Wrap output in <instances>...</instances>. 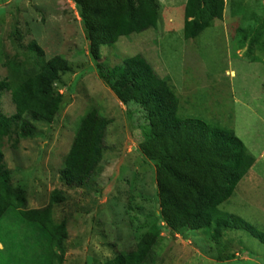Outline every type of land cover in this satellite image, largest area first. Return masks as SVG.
I'll use <instances>...</instances> for the list:
<instances>
[{
    "label": "rangeland",
    "instance_id": "374dc122",
    "mask_svg": "<svg viewBox=\"0 0 264 264\" xmlns=\"http://www.w3.org/2000/svg\"><path fill=\"white\" fill-rule=\"evenodd\" d=\"M157 2V28L102 46L101 61L115 64L120 55H141L174 90L179 117L234 130L255 163L220 208L264 229V0H224L223 19L189 41L182 35L186 0ZM31 42L46 61L57 55L66 59L69 70L56 91L68 95L70 102L53 123L35 124L32 139H5L4 162L12 185L26 193L27 209L48 206L54 191L63 195V203L52 205L53 223L66 224L62 264H105L134 249L138 234L131 227L143 224V214L159 211V206L154 209L156 169L138 152L139 114L130 120L97 80L93 60L98 52L86 44L71 0H0V79L6 76V57L36 61L28 50ZM93 108L111 120L104 158L86 185L66 187L61 180L63 158L80 118ZM1 109L6 117L14 114L6 92ZM6 217V229L0 226V264H46V252L28 255L35 238L33 244L24 240L35 237L38 229L26 227L14 210ZM162 238L152 264H264V246L243 231H226L220 246L200 233L171 237L164 232ZM230 255L233 259L226 260Z\"/></svg>",
    "mask_w": 264,
    "mask_h": 264
},
{
    "label": "trees",
    "instance_id": "16d2710c",
    "mask_svg": "<svg viewBox=\"0 0 264 264\" xmlns=\"http://www.w3.org/2000/svg\"><path fill=\"white\" fill-rule=\"evenodd\" d=\"M71 1L86 44L98 52L93 60L97 80L126 109L130 120L139 114L138 152L156 169L154 209L158 204L159 211L143 214V224L131 227L132 233L139 235L134 249L119 253L105 264H152L154 250L164 232L171 237L200 233L220 246L226 231H243L264 246V229L254 228L220 208L255 163L254 156L234 130L179 117V100L174 90L155 74L141 55L125 59L120 55L115 64L101 61L102 46L121 44L132 36L157 28L160 17L157 0ZM224 10V0H186L182 8L183 39L199 37L213 22L223 19ZM238 32L245 38L246 32ZM28 50L36 55V61L28 64L8 56L4 64L6 76L0 79V226L6 229V215L14 210L26 227L38 229L35 237L24 239L25 244H33L35 238L28 255L34 258L35 252L44 251L49 257L43 262L49 259L46 264H62L66 224L65 221L53 223L52 205L63 203V195L54 191L48 206L27 209L26 193L12 185L2 153L5 139L11 135L16 141L32 139L36 134L35 124L53 123L70 102L68 95L56 91L61 77L69 70L66 59L57 55L46 61L43 51L33 42L29 43ZM4 92L9 94L14 107L10 117L1 109ZM110 124L111 120L97 108L88 110L80 118L63 158L61 180L66 187L80 188L92 178L104 158L105 135ZM36 244L43 245L38 248ZM1 245L0 253L4 252ZM233 257L230 255L226 260ZM218 260L224 259L218 256Z\"/></svg>",
    "mask_w": 264,
    "mask_h": 264
},
{
    "label": "water",
    "instance_id": "95a60500",
    "mask_svg": "<svg viewBox=\"0 0 264 264\" xmlns=\"http://www.w3.org/2000/svg\"><path fill=\"white\" fill-rule=\"evenodd\" d=\"M156 208H158V205L156 206Z\"/></svg>",
    "mask_w": 264,
    "mask_h": 264
},
{
    "label": "clouds",
    "instance_id": "9594fccd",
    "mask_svg": "<svg viewBox=\"0 0 264 264\" xmlns=\"http://www.w3.org/2000/svg\"><path fill=\"white\" fill-rule=\"evenodd\" d=\"M157 205H158V204H157ZM157 205H156V206H157ZM158 206H159V205H158Z\"/></svg>",
    "mask_w": 264,
    "mask_h": 264
},
{
    "label": "crops",
    "instance_id": "0c3cea01",
    "mask_svg": "<svg viewBox=\"0 0 264 264\" xmlns=\"http://www.w3.org/2000/svg\"><path fill=\"white\" fill-rule=\"evenodd\" d=\"M0 246H1V244H0Z\"/></svg>",
    "mask_w": 264,
    "mask_h": 264
}]
</instances>
